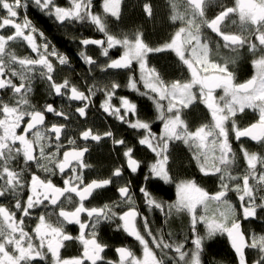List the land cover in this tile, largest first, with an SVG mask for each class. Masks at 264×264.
<instances>
[{
	"label": "snow or ice",
	"instance_id": "6c2138e0",
	"mask_svg": "<svg viewBox=\"0 0 264 264\" xmlns=\"http://www.w3.org/2000/svg\"><path fill=\"white\" fill-rule=\"evenodd\" d=\"M122 4L0 0V264H204L206 243L221 235L227 237L235 264H264V233L243 227V221L264 219V0H235L234 6L218 0H166L168 18L179 26L158 47L140 29L111 31L108 18L121 20ZM213 5L219 10L210 16ZM32 9L78 41L76 55L88 66L87 75L74 79L70 56L29 19ZM142 13L155 20L150 0L142 4ZM77 25L91 26L103 38L70 34L68 29ZM205 29L223 45L217 42L213 50ZM17 46L26 54L14 50ZM90 46L106 61L91 55ZM117 47L123 52L112 58L110 50ZM221 47L228 52L222 53ZM245 49L253 57L255 74L238 83L233 69ZM166 50L175 53L189 78L168 81L149 67L148 54ZM97 69L105 79L94 75ZM110 70L126 71V84L107 79ZM37 83L45 86L48 97L60 98V105L55 99L34 102ZM122 87L151 102L155 121L162 125L159 133L153 120L141 117L136 102L119 94ZM196 101L209 111L211 122L192 130L184 110ZM93 109L113 125L97 127L90 119ZM246 109L258 118L241 127L238 114ZM116 123L134 130V143L117 136ZM244 139L261 151L251 150ZM109 144L117 152L116 161L105 177L90 178L85 170L93 165L86 154L107 150ZM179 144L192 152L204 177L216 178L215 191L205 190L195 179L175 183L170 159ZM159 182L175 183L174 202L155 194L153 184ZM110 186L116 198L107 195ZM157 211L164 224L184 215L190 218L191 247L188 236L180 239L153 226L148 213ZM103 225H114L115 231L132 238L141 255L122 244L114 249L116 258H109L110 246L99 235ZM69 226H77L78 234L72 235ZM76 242L78 254L64 255L68 244Z\"/></svg>",
	"mask_w": 264,
	"mask_h": 264
},
{
	"label": "trees",
	"instance_id": "16d2710c",
	"mask_svg": "<svg viewBox=\"0 0 264 264\" xmlns=\"http://www.w3.org/2000/svg\"><path fill=\"white\" fill-rule=\"evenodd\" d=\"M144 2H148V0H123L121 20L116 21L115 18H108L109 27L114 34L131 33L136 29H140L146 34L147 42L150 43L151 46H162L165 42L169 41L170 36L175 32L179 24H173L168 18L169 9L165 7L166 0H150L156 10V17L154 21L142 13V4ZM28 16L29 19H31L39 29L44 31L48 40L52 44H57V40L59 39H64L65 41L71 40L70 35H66L65 30L58 27V25H56L51 19H45L44 17L35 14L34 11H30ZM68 32L70 34L74 32L78 37L103 38L102 34L95 31V29L91 26L77 25L75 30L69 28ZM58 46V49L61 52H65L71 58H74V55L71 51H67L61 44ZM110 55L112 58H117L119 55H121V49L116 48L110 50ZM148 65L149 67L156 68L161 73L163 78L168 81L176 79L183 80L189 77L186 67L179 62L178 58L175 56V53L170 50L160 53H149ZM135 67L136 78L138 79L137 66L135 65ZM74 69L79 72L81 77L87 75V72L85 74L82 69ZM94 75L97 76L98 79H105V74L99 72V69L96 70ZM127 75L128 73L124 70H110L107 79H115L122 84H126ZM81 82L82 81L80 80V83ZM118 92L120 95H126L136 102L141 109V117L153 120V130L159 133L162 125L159 123V121H155V111L151 105V102L147 101V99L144 97H140L137 94L130 92L126 87H122L118 90ZM184 118L192 130L201 124L207 123L206 112L199 105V103H193L189 109H185ZM99 120L102 124L100 128L113 125L111 118H107L104 115H101ZM114 131L118 137L126 138L131 143L135 142L134 130L129 129L126 125L121 126L119 123H116L114 125ZM109 150H111L110 144L109 149L107 150L101 148L90 153L88 160L90 161V164L93 165V169L88 170V173H90V178H95L98 174L103 177V175H106V170L112 167L113 162H115L117 159V152L115 150H111V160H109ZM143 151L144 150L141 148L138 155L142 154ZM170 164L171 174L175 177V183H178L184 179H195L202 187L205 188V190L210 192L216 190L218 186L216 178L204 177L199 172L195 160L192 159V152L189 151L188 148L183 144H179V146L172 151ZM143 171L146 172L147 169H143ZM142 174L143 172H141V175ZM175 183L171 185L163 184V182L154 183L153 188L155 189V194L160 199L165 200L168 203L174 202ZM232 202L236 206L239 204V201L235 198L234 194L232 196ZM199 212L200 210H198V213ZM148 216L155 228L163 227L166 233L171 231L180 239H183L184 236H188V247H191V233L188 230L190 218L187 215L170 219L169 224H164L163 214L159 213L158 211L155 213H148ZM198 227L200 233L203 235L205 233L204 225L200 224ZM243 227L248 231L264 233V219L243 221ZM203 259L204 264H217V262H219V264H235L234 253L230 247L226 235L217 236L206 243Z\"/></svg>",
	"mask_w": 264,
	"mask_h": 264
},
{
	"label": "flooded vegetation",
	"instance_id": "af4514ba",
	"mask_svg": "<svg viewBox=\"0 0 264 264\" xmlns=\"http://www.w3.org/2000/svg\"><path fill=\"white\" fill-rule=\"evenodd\" d=\"M57 2L60 3L61 5H65L67 0H57ZM218 3H223V4L227 5V6H234L235 5V0H218ZM218 10H219V8L216 7L215 5H213L211 7V9H210V13H209L210 16L214 15L215 12H217ZM31 11H34L35 14H38L39 16L44 17L45 19L48 18L47 16L41 14L40 12L36 11L35 9H32ZM52 21H54V20H52ZM55 24L57 25L56 22H55ZM205 32L210 37V39L212 41V44L210 45V47H212L213 50H215V44L217 42L221 46L223 45V41L219 37H217L215 35V33H212L210 29H205ZM91 38H93V37H91ZM59 44L63 45L67 51H71L72 54L74 55V58L70 57L71 60H72V67L80 69V70L82 69L85 72V74H86L88 66L84 65L83 62L79 59V57L76 55V53L78 52V49L80 47L79 44H78V41L77 42H72L71 40L70 41H65L64 39H59V40H57V44H52V45L55 46L58 49V47H59L58 45ZM69 44H71L72 46L69 45ZM117 48H119V47H117ZM14 50L18 51L20 54H26L25 53V49L23 47L17 46ZM88 51H89V53L91 55H93L95 58H97L99 60V62H101V63L105 62L106 59H107V58L99 56V49L96 46H90ZM221 52L222 53H227L228 50L227 49H223L221 47ZM242 52L244 54L242 55L241 59L238 61L237 65L233 69L235 71V73H236L237 82L238 83H242L245 80L250 79L251 76L255 74V69L252 67V64H251V60L253 59V57L251 56V54L247 53L246 49L242 50ZM63 53H65V52H63ZM121 54H122V49H121ZM64 74H68L67 71H65ZM137 75H138V73H137ZM74 76H75V79L81 78V75L79 74V72L77 70H75ZM138 79H139V75H138ZM80 80L82 81L81 83H84L83 79H80ZM141 87H142V85H141ZM141 89H143V87ZM197 94H198V92H197ZM219 94H222V93H220V91L217 90V95H219ZM46 99H48V100L55 99L57 106H59L60 103H61V99L60 98L48 97L47 94H46V91H45V86L42 83H37L36 84V88H35V92H34V102H37V103L42 105ZM194 103H199V105L206 112L207 123H210L211 122V114L206 109V107L202 103H200L199 101H196ZM100 116H101V114L96 112L95 109H93V113L90 116V119L92 120V122L97 127H101V125H102L100 120H99ZM257 118L258 117H257V114L255 112H253L251 109H246L243 114H238V123H239V125L241 127H244V126H247L249 123L254 122L255 119H257ZM49 119H51V116H49ZM207 123H205V124H207ZM243 142L251 150L261 151L260 147L258 145H256L254 142L249 141L247 139H244ZM233 143H234V145H236L238 147V143L235 140H233ZM90 153L86 154V160H87L88 163H90V161L88 160V157H89ZM88 170L89 169H86L85 171L88 172ZM105 176L106 175H103V177H105ZM110 187L112 188V190L109 191L107 193V195L109 197L116 198L118 196V193L115 191V187H113V186H110ZM102 202H106V200L105 201H101V203ZM114 229H115L114 225H112V226L103 225L102 228H101V231L99 233L101 240L103 242L107 243L110 246L111 250H106L107 251V255H108L109 258H113V259L116 258L114 249H115V247L121 246L122 244H127L128 246L133 248V250L137 253V255H141V249H140V247H139L137 242L133 241L132 238L127 237L126 234H124L122 231L117 232ZM68 230L71 232L72 235L78 234L77 226H69ZM79 248H80V245L78 244V242L69 243L68 247L65 250H63L64 255H76V254H78V249Z\"/></svg>",
	"mask_w": 264,
	"mask_h": 264
},
{
	"label": "rangeland",
	"instance_id": "374dc122",
	"mask_svg": "<svg viewBox=\"0 0 264 264\" xmlns=\"http://www.w3.org/2000/svg\"><path fill=\"white\" fill-rule=\"evenodd\" d=\"M122 52H123V49H122ZM174 53V52H173ZM137 72H138V75H139V69H138V65H137ZM196 91L198 92V89H196ZM175 200H176V187H175ZM199 210V209H198ZM201 211V210H200Z\"/></svg>",
	"mask_w": 264,
	"mask_h": 264
}]
</instances>
